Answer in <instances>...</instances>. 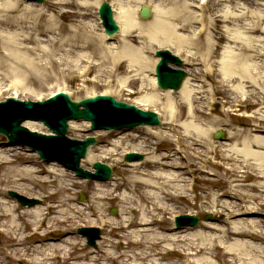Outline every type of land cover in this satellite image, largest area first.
Listing matches in <instances>:
<instances>
[{
	"label": "bare ground",
	"instance_id": "obj_1",
	"mask_svg": "<svg viewBox=\"0 0 264 264\" xmlns=\"http://www.w3.org/2000/svg\"><path fill=\"white\" fill-rule=\"evenodd\" d=\"M70 1H73L71 3L74 6L61 9L57 16L70 17L71 22L86 17L89 9L101 2ZM224 1L230 0H219L218 3ZM236 1L253 8L244 14L253 19L243 29H220L212 39L209 37L210 28L203 32L200 27L196 34L193 31L195 37L178 31L181 24L185 28L194 21L205 25L204 14L191 12L186 0H111L117 7L120 25L118 45L105 42L104 33L95 32L93 23L81 21L82 25L67 29L69 35L60 43V47H67L63 53L65 58L62 56L56 61L52 52L48 51L46 54L50 61L47 63L28 57L34 51L27 46H20L21 38L16 31L3 35L1 30L31 29L25 40L35 41L37 35H47L56 29L64 33L65 26L57 25L56 21L49 23L47 13L40 12L29 2L0 0V68L9 60H17L18 67L28 72L26 77L30 82L36 83L51 77L55 67L76 68L86 59L90 60V57H85L86 54L78 53L83 48L91 49L92 53H102L104 62L109 63V68L103 69V72L112 76L115 73L129 76L121 84V91H129L128 88L138 85L136 91H129V95L141 90L143 92L149 87L145 73L148 67L151 69L154 58L145 55L147 48L153 51L161 46L170 47L173 53L184 55L186 62L204 63L208 71L203 76L205 80L202 85L191 83L190 77L185 80L179 91L181 103L177 106L174 105L172 91L158 90L168 101V108L162 106V111L169 119L168 132L163 129L152 132L149 130L153 127L144 126L155 141H151L154 146L149 156L141 161L123 164V176L117 178L115 175L112 183L94 182L96 193L92 197L98 201L119 204L122 215L116 220L109 219L103 213L96 216L92 213L91 217H96L94 220L85 209L74 204L72 190L80 181L57 168L55 162L35 166L30 159L32 155H37L35 152L25 154L18 150L22 148L0 142V234L3 242L0 264H9V259L28 264H55L58 261L64 264H174L167 257L176 252L186 258L185 264L192 263L190 257L196 254L217 257L221 254L228 258V264H264V220L261 219L264 208V63L256 62L264 56V0ZM209 2L212 0H208L207 4ZM51 3L64 7L69 2L52 0ZM142 5H148L153 11L151 19H141L138 9ZM218 16L216 28L219 21L226 25V22L236 20L224 13ZM237 19L243 21L242 17ZM2 47L10 53H4ZM217 55H220L219 59ZM70 56L74 57L71 61L68 60ZM94 66L91 64L86 67L85 74L90 73ZM141 74L143 77H140ZM12 76L18 81L13 84L22 89L21 95L17 97L21 99L26 94L22 75L15 72ZM149 81L150 92L134 102L143 109H151L161 99L154 89L155 77ZM110 88L112 93V86ZM219 93H223L228 98L227 103L232 105L245 101L244 107H256L246 115L242 123L246 127L234 126L230 109L218 115L206 111L207 95ZM88 124L85 121H72L70 130L79 133ZM222 124L232 128L227 134V142H215L211 137L216 128L209 125ZM24 125L34 131L51 133L36 120H27ZM126 139L135 142L137 137ZM102 142L101 150L98 147L90 149L83 160L85 164L104 162L103 159L120 153L118 143H113V149H108L106 144L110 141L106 139ZM165 142L168 147L166 151L164 147L160 148ZM141 143L143 146L145 142ZM172 145H175L174 149ZM132 149V152L140 153L137 146ZM96 150L102 151L105 156L95 154ZM198 171L213 175L214 178L209 180L215 186L228 184V189L221 193L208 188L203 202L205 207L208 202L213 203L210 209L214 213L224 214L221 207L226 209L224 224L203 221L200 224L203 230L191 232L194 231L191 227L177 229L171 219L177 212L173 210V201L187 193L189 174ZM11 187L30 197H43L48 201L43 205L24 206L20 201H11L5 196ZM52 198H56V201ZM229 198L235 202H228L226 199ZM102 205L90 204L89 209L92 211L93 206L102 212L106 208ZM96 223L103 230L109 228V236L100 240L99 248L92 252L85 238L77 236L73 230L83 225L97 226ZM54 233L59 239L52 238ZM37 235L39 238H36ZM181 242L185 246H181ZM198 261L201 264H214L208 257Z\"/></svg>",
	"mask_w": 264,
	"mask_h": 264
},
{
	"label": "rangeland",
	"instance_id": "obj_2",
	"mask_svg": "<svg viewBox=\"0 0 264 264\" xmlns=\"http://www.w3.org/2000/svg\"><path fill=\"white\" fill-rule=\"evenodd\" d=\"M23 2H28L27 0H22ZM104 1H108L111 3L112 8L114 11V16L116 18V21H118L117 19V7L115 6L114 3L111 2V0H101V2L97 3L96 5H93L91 7V9H89L88 11V15L84 18H76L74 19L72 22L69 21L70 17H60L57 16L58 13H60L61 9H68L73 7L74 5L71 3L73 1H68L65 0V2H69L66 4V6L64 7H60L57 6L52 2V0H46L45 3H37V2H30L31 4H33V6L39 10L40 12H46L47 13V21H56L57 25L62 24L63 26H65V32L61 33L59 30H53L52 33H49L47 35H42V36H36L37 39H35V41H27L25 40V38L27 37V35H29L30 32H32L31 29H25V30H20V29H12V30H4L2 29L1 32L3 35H9V34H13V31H16L19 35H20V46H27L29 48H31L34 52H31V55L28 56L31 59H40L43 60L44 62L50 61V57L47 56V52H52V57L57 61L60 57H64V51L67 48L65 45L60 47V43L61 41L63 42L67 36L69 35V30L72 28L71 26L75 27L77 25H82L81 21H83V23L85 21L90 22L91 24L93 23V26L96 27V31L97 33H100L102 31V26L100 24V16L98 14V8L100 6V4ZM187 3L191 6L190 7V11L193 12L194 14L196 13L195 11V7L193 5H195L197 3V0H186ZM219 0H212L211 4L208 5L209 10L208 13L206 14L208 17V22H209V26L210 27V36L213 39V36L216 35V32L218 30H222L223 28H230V29H238L241 28L243 29V26L247 25V23H249L253 17L250 15H244L246 14V12H250L251 10H253V8L248 7L246 4H243L242 2H237L236 0H230V1H224L222 4L218 3ZM50 13L49 17H48V12ZM225 14L226 16H232L233 18H235L236 20H231L230 22H226L227 24L225 25V22L223 23L222 21L218 22L217 24V28H216V24H215V20L217 18H219L218 15L220 14ZM242 17L243 21H239V19ZM119 22V21H118ZM75 23H77L76 25H74ZM56 25V26H57ZM188 27H183V24H181V27H179V32L189 35L190 37L193 36V29L195 28V26H197V23H195V21L191 24H188ZM69 29V30H67ZM219 32V31H218ZM34 35H36L37 33L33 32ZM245 34V33H244ZM249 35V33H248ZM255 38V36H253ZM120 35L117 33V36L114 39V42H110V43H117V45L120 43ZM109 43V42H107ZM226 43V42H221V44ZM231 45V44H230ZM234 45V43L232 42V46ZM236 45V44H235ZM141 46V45H140ZM143 46V43H142ZM169 46V45H168ZM167 47V46H166ZM169 49L172 50V48L168 47ZM150 49V48H149ZM148 48L145 49L144 53L146 56H148V58H154V62L151 66V69H149V67L146 69V79L147 82L149 84L148 89L151 87L150 81L151 78L154 76V69H152V66L154 67L155 63H156V56H155V50H149ZM156 49H164L162 46L158 47ZM2 50L4 53H10V51H8L7 48H3ZM220 51V50H219ZM78 53H83L86 54L87 56L85 57H90L89 59H86L84 62L80 63V66L76 67V68H68L66 66H59L58 68L55 67L56 70H54L52 72L51 77H46L44 78L42 81H38L36 83H34L33 81L30 82V80L28 79V72L24 71V68L22 67H18L19 65L17 60H9L8 63L6 62L4 67L0 68V99L2 96H4V89L5 87L13 82V80L15 79V77H13V73L17 72L19 73L22 78V85L23 88L25 89V99L28 100H33L36 101L38 98L40 99H45L49 96L50 93L54 92L57 90V88H65L66 90L69 91V93L71 94V97L75 100H80L83 99L84 97H87L93 93H102V92H106L109 91L107 93L112 94L116 99L118 100H123L129 103H134L139 101L140 98H142L144 95H146L147 93H149L150 91H148V89H144L143 92H139V93H131V95H129V91H136V88L138 85L135 86H131L130 88H128L129 91H121L119 88H121V84H123V82L126 80V77H129L127 75H123V73H115L114 76L103 72V69H108L109 68V63L104 62V59L102 58V53H92L91 49L88 48H83L81 50L78 51ZM68 55V54H67ZM66 55V58H68ZM182 58H184V55H180ZM65 58V57H64ZM217 58H220V55H217ZM74 57L70 56L69 57V61L73 60ZM216 59V57L214 58ZM213 59V60H214ZM88 60V61H87ZM90 61H93L92 63H89ZM256 62H263L264 63V56L262 57V60L260 59L258 61V59L256 60ZM49 63V62H47ZM96 63V64H95ZM95 65L93 67V70L86 74V75H82L80 74L78 71L80 70H84V67L86 66H91ZM202 63H189L187 60V63L185 65V67L187 68L190 78L191 79V83L196 84V85H202L203 80L205 79L203 77L202 74ZM61 67V68H60ZM102 70V71H100ZM200 73V74H199ZM136 74H138V72H136ZM100 75V76H99ZM139 76V75H138ZM99 77V79L97 78ZM140 77H143V74L140 75ZM105 78H107L105 80ZM109 78H110V82H109ZM97 79V83H95V80ZM16 80V79H15ZM112 84V85H110ZM126 84V83H125ZM141 83H139L140 85ZM112 86V93L111 92V88L110 86ZM157 88V87H156ZM207 88H205L206 90ZM150 90V89H149ZM160 90L159 88H157L156 91ZM180 91V90H179ZM179 91H172L171 94L174 96L173 98V102L174 105H178L181 103V100H179ZM160 91H158L159 93ZM7 95H10V93H8L7 91ZM204 95H206V93H204ZM37 96V97H36ZM23 97V99H24ZM159 98L158 99V104L154 107H152L150 110L152 111H157V113L159 114V117L161 119V121H163V124L161 126H152L153 128L150 129L149 131L155 132L159 130H166V132H168L169 130V119L166 117V115L164 114V112L162 111V106L165 105L168 108V101H166L167 99L165 98L164 95H162L161 93H159ZM216 104H215V109L214 111L212 110H207L206 111L208 113H212L214 115H218V113L220 112H224L228 109L232 110V116L231 118L234 121V126L235 127H243L244 124L242 125L243 121L246 120L245 115L252 113V111H254L256 109V107H254L253 105L244 107L245 104L243 106H240V110L239 108L235 107L234 105H232V103H227L228 98H226V96L223 93H219L216 95ZM237 109V110H235ZM230 117L228 119H231ZM186 119L184 118L183 121H185ZM72 122V121H71ZM211 127H214V129L216 128V130L214 131V133L212 134L211 139L215 142H222L225 141L227 142V134L228 132L232 129L231 127L222 124L220 125H209ZM233 126V127H234ZM45 127V126H43ZM246 127V126H244ZM47 127H45L46 129ZM164 128H168V129H164ZM88 125L84 126V129L82 131L78 132H74L72 130H69V135L73 138L76 139H81L84 138L86 135H88L89 130L87 131ZM218 130H223L225 132V138L224 140H219L215 138V132ZM149 131L145 130L144 126L141 127H136L132 130H120V131H116V132H112L109 133V131H97L95 133H93L96 137H97V143L95 145H93L92 147H98V149H102L103 146L102 144H104V142H102L103 140H108L110 141L109 144H106V146H108V149H113L114 145L113 143H118V147H119V154L118 155H114L113 157H109L105 160L104 163H108L113 169H114V174L113 177L110 178V180L106 181V182H101V181H86L84 179H82L81 177H77L75 175V173H73L72 171L68 170L67 168H65L62 164H60L59 162H56L55 166H58L57 168H60V170L62 169V171L69 173L70 177L75 178L76 180L80 181V184L76 185L73 187L72 193H73V198H74V204H76L79 208L82 207V209H85V211L88 213L87 215H89L91 217V214L93 213L95 216L98 213H103V215H107V217L110 219L112 218V220H116L117 218L121 217V211H120V207L118 206V203H114V202H110V201H98L97 199H95L93 196V194L96 193L95 191V183H103V184H107V182H114L113 178L116 177L120 178L121 176H123V171L125 166L123 164H125L124 162V153L127 151H125V149H131L134 146H137L140 150V153H143L145 155V158L148 157V153L149 151H151V147L154 146V143L151 141H154V139L149 136ZM105 133H109L108 136H104ZM137 137V139L135 140V142H133L132 140L126 139L129 137ZM1 137V141L2 144L4 142V140L6 141L5 136H0ZM122 138V139H120ZM121 140L120 143L118 142V140ZM124 139V140H123ZM145 140V141H144ZM143 141V146H142V142ZM147 141V142H146ZM155 142V141H154ZM149 144V145H148ZM105 146V147H106ZM16 147V146H13ZM19 147V146H17ZM16 147V148H17ZM117 147V148H118ZM141 147V148H140ZM162 147H164V151H166L168 148L167 147V143L165 142L163 145H160V148L162 149ZM21 148V147H19ZM24 148V149H23ZM22 149H18L19 151L25 153V154H33L31 149L29 147H23ZM172 148H175V145H172ZM100 149V150H101ZM100 150H96L94 153L97 155H102L105 156L104 153H102V151ZM22 157V156H20ZM33 163L35 164V166H42V164H47L49 162L46 161H42L41 158H39V155H32V158H30ZM86 159V158H85ZM84 160V159H83ZM82 160L81 165L84 168H90L92 169V164L88 165L85 164V162ZM116 160H121L119 162H116ZM216 171V170H215ZM198 178L199 181L196 184L193 192H187L188 194H190V196L188 198H184V197H180L179 199H175L173 201V203L175 204V207L173 205V210L177 211L178 213H192V214H196L198 216H200L203 219H206V217L208 215H210L211 213V209L210 207L212 206L213 203H207V207H205V205L203 204V202L205 201L204 196L206 195V190H208V188H211L212 191L216 192L218 191L220 193V191L222 190V192L224 191V189H228V184H217L216 186L213 185L209 178H214L213 175H207V174H203L202 172H198ZM208 178V179H207ZM95 182V183H94ZM90 186H87L89 185ZM9 190H15L13 187L9 188ZM16 191V190H15ZM80 192H84L87 200L86 201H82L80 199ZM9 191L7 190L5 196H7L8 199L15 200V198L10 197V195L8 194ZM26 195V194H24ZM28 196V195H26ZM63 197V196H62ZM60 197V198H62ZM41 201L39 204L37 205H43L44 203H46L48 201V199L44 200L43 197L39 198ZM52 200L56 201V198H52ZM228 202L233 200L232 198L226 199ZM235 202V200H233ZM237 201H239L237 199ZM223 201H221L222 203ZM98 203H100L102 206H105L106 210L103 209L102 212H99L95 207H93L94 205H98ZM93 205L92 207V211H90L89 209V205ZM112 208H116L117 212L115 215H113L111 213ZM224 211V214H222V216H220V214H216V216L214 217V222H216L218 225H222L224 224V220L226 218V209L224 210L223 207H221ZM102 210V209H100ZM176 212V213H177ZM213 215H215L214 213H212ZM92 216L91 218H94L95 220V216ZM170 219V218H169ZM172 219V218H171ZM261 219L264 220V208H262L261 211ZM173 221V220H172ZM209 222V221H208ZM97 224V223H96ZM174 224V222H173ZM98 225V224H97ZM83 226H87V225H83ZM91 226V225H89ZM82 226H79L77 228H75L73 230V233H75L77 236H80L83 238L82 234L79 233V229ZM200 224L197 227H191L193 228L194 231L191 232H196L197 230H203L202 228H200ZM107 229L109 231V228H106L105 230H101L102 232L100 233V239L97 240V247H93V246H89V250H92V252H96V248H99V243L100 240H103L104 237H108V233H107ZM36 238H39V236L37 235ZM52 238L54 239H59L58 235L54 233V235H52ZM111 238V237H110ZM85 242L87 243L86 239ZM2 236L0 234V248L2 245ZM182 244L181 246H185V244L183 242L179 243ZM105 249L107 250L108 247H105ZM4 250V248H3ZM116 250V249H115ZM102 252L104 253V251L102 250ZM95 254V253H94ZM202 257H208L210 258V260L213 261L214 264H228L227 260L228 258L223 257L221 254H219V256H208V255H204L202 256L197 255L196 256H192L190 257L191 260H193L192 263L190 264H201L198 261V259H201ZM167 258L171 259V262L174 264H185V257L178 254L176 252L173 253V255H168ZM104 261V258L102 260V262ZM109 262V261H108ZM9 264H28L24 261L20 262L16 259H9ZM56 264H64L62 261H58L56 262Z\"/></svg>",
	"mask_w": 264,
	"mask_h": 264
},
{
	"label": "water",
	"instance_id": "obj_3",
	"mask_svg": "<svg viewBox=\"0 0 264 264\" xmlns=\"http://www.w3.org/2000/svg\"><path fill=\"white\" fill-rule=\"evenodd\" d=\"M102 11L103 13L109 17V25L112 26V30H110V32L112 31H116L118 30V25L115 23V21H113V16H112V12L110 9L109 4L104 3L102 5ZM141 15L144 18H148L151 15V12L149 10L148 7H143L141 10ZM159 54H162V52H159ZM173 59V58H172ZM175 61H177V63H181L182 61L180 59H178V57L174 58ZM166 64V62L163 63V65L161 66L164 67ZM166 78L163 79V86L165 87H175L178 89V87L181 84V81L183 80L185 74L182 71H174L171 70L169 72L165 73ZM58 99L60 100L59 102ZM56 100V101H55ZM70 99L69 97L65 95V97H58L53 99L50 102L43 103V104H38V105H33V104H28V103H23L20 104L22 106V108H24L26 110V113H13L11 114L6 122L4 123H0V131L8 134L11 133L12 136L11 139L12 140H16L17 138L20 139L21 137V133L22 132H27L25 129L21 128L19 126V124L28 118H32V119H41L43 120L47 125H49V127L54 130L55 132L58 133L57 136H48V137H43L42 135H37V134H32L34 137L39 138V139H47V140H54L55 142H58L59 147L62 148V150H59V152L56 153H52L49 154L48 150L46 151L43 147L44 146H38L34 143H30L29 144L35 148V149H39L41 154L49 159V158H57L59 160H61L62 162H64L68 167L73 168V169H77V165L78 162L80 160V158L85 155L86 151H87V145L91 142H85V143H76V142H71L68 141V139H65V133L67 131V121L70 118H85L88 120H92L93 121V125H100V126H106V127H125V126H133L134 124H136L135 122L131 121H124V120H118L116 119L115 116L110 115V113H117L119 111H124V110H131L132 113L136 114L138 117H141L142 119L144 118H152L153 121H151L152 123H159L157 115L151 112H147V111H142L139 110L137 107L135 106H129L126 105L125 103H121L117 100H115L114 98H98V99H85L81 102H69ZM105 102L104 104H101ZM53 103H59L60 105H52ZM3 105H7V104H2L0 106ZM81 105H85L86 108L85 109H81L80 106ZM36 107L39 108H46V114H38V113H34V109ZM103 112L107 113V116H105L103 118ZM0 116H1V109H0ZM220 137H223L222 134L219 135ZM94 141V140H93ZM79 144V145H78ZM140 159L142 158L141 155H136L133 154L131 156L128 157V159ZM96 168H98L99 170L103 169L104 170V174L102 175L104 178L108 177L109 173H110V168L107 167L106 165H103L101 163H96L94 165ZM30 204L35 203V200H29ZM186 219H189V222L186 223H194L197 221V218H191L190 216H186ZM83 233H86L87 230L83 229L82 230ZM90 240L91 244L95 243V238H92L91 236L88 237Z\"/></svg>",
	"mask_w": 264,
	"mask_h": 264
}]
</instances>
